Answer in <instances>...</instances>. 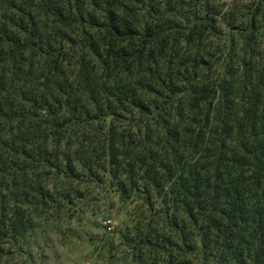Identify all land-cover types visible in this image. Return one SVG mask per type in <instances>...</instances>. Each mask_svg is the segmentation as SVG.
<instances>
[{"label":"trees","instance_id":"16d2710c","mask_svg":"<svg viewBox=\"0 0 264 264\" xmlns=\"http://www.w3.org/2000/svg\"><path fill=\"white\" fill-rule=\"evenodd\" d=\"M172 11L150 7L141 29L121 0H0V238L28 223L6 205V178L40 192L35 171L73 172L76 147L148 207L160 198L181 240L165 264L187 249L198 264H264V67L239 85L211 78L209 16L179 26ZM122 110L142 139L113 125ZM95 119L104 130L85 136Z\"/></svg>","mask_w":264,"mask_h":264},{"label":"rangeland","instance_id":"374dc122","mask_svg":"<svg viewBox=\"0 0 264 264\" xmlns=\"http://www.w3.org/2000/svg\"><path fill=\"white\" fill-rule=\"evenodd\" d=\"M121 1L135 11L132 19L141 29L144 22L152 20L147 14L150 7L173 9L170 17L179 26L185 23L184 18L196 22L208 15L209 29L204 32V40L208 39L207 51L213 62L209 69L211 78L226 72L239 85L264 67V0ZM179 9H183L184 16ZM251 19L255 21L254 30L247 29ZM243 34L248 35L247 40ZM71 35L76 39L75 34ZM78 54L79 51L75 56ZM72 55H68L66 63L72 61ZM127 116L123 111L113 125L118 131L130 130L142 139L144 131L137 134L138 127ZM102 124L95 119L84 135L104 130ZM77 151L73 147L69 152L73 161L71 173H67L63 162L56 169L35 171L43 186L40 192L22 187L16 193L6 178L8 185L1 188L6 205L8 209H25L28 223L21 235L0 238V264H165L168 251L181 253L173 246L178 241L175 229L158 214L160 198L152 195L154 207H148L145 193L140 188L132 190L126 176L109 173L108 166L91 162L86 153ZM6 159L7 168L8 155ZM107 219L112 221L111 230L105 225ZM153 240H158L159 248L148 244ZM187 250L184 249L185 264H198L197 252Z\"/></svg>","mask_w":264,"mask_h":264},{"label":"built area","instance_id":"2783aa9c","mask_svg":"<svg viewBox=\"0 0 264 264\" xmlns=\"http://www.w3.org/2000/svg\"><path fill=\"white\" fill-rule=\"evenodd\" d=\"M105 225H106V227H107L108 230H111L112 227H113L111 219H107L105 221Z\"/></svg>","mask_w":264,"mask_h":264}]
</instances>
